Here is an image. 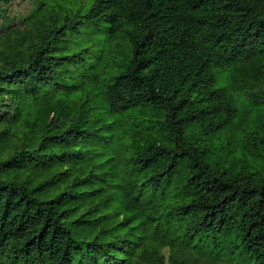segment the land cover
I'll list each match as a JSON object with an SVG mask.
<instances>
[{
    "label": "trees",
    "instance_id": "trees-1",
    "mask_svg": "<svg viewBox=\"0 0 264 264\" xmlns=\"http://www.w3.org/2000/svg\"><path fill=\"white\" fill-rule=\"evenodd\" d=\"M12 1L0 264H264V0Z\"/></svg>",
    "mask_w": 264,
    "mask_h": 264
},
{
    "label": "rangeland",
    "instance_id": "rangeland-1",
    "mask_svg": "<svg viewBox=\"0 0 264 264\" xmlns=\"http://www.w3.org/2000/svg\"><path fill=\"white\" fill-rule=\"evenodd\" d=\"M41 2L45 3V6H53V4L55 2L60 3L59 6H57L56 8H54L55 10H61L64 11L66 9H71V7L73 8H78L81 4H87L86 0H40ZM71 1L73 2V4L71 3ZM34 5V1L33 0H13L9 10L13 13H17L18 14V18L20 16H24L26 14H28L31 9L33 8ZM259 63H261V65H259ZM257 67H254V70L256 73H258L260 70H262L264 68V56L263 57H259L257 60ZM222 71H220L219 69L215 70V74H216V78L218 80V83L220 84H224V77L223 74L221 73ZM264 79V76L262 75L261 77H259V80L256 78L255 76V82L259 83V81H262ZM238 93V92H237ZM236 93V94H237ZM238 98V103L240 105V100H242V96L241 94H237ZM258 109H260V106L258 107ZM240 128L234 129L231 128L229 129L227 132H225V134L220 136V142L222 143V145H225L227 148L230 149V154L229 156H226V163H231V162H235L236 160L240 159V157H238V155H240V139L241 136L243 135V129H246L245 125H246V121L243 120L242 122L239 123ZM262 130H264V128H262ZM241 156V155H240ZM250 163H252L253 166H255L256 168H262L264 169V161H258V162H254L252 160H249ZM164 255L167 256V250H164Z\"/></svg>",
    "mask_w": 264,
    "mask_h": 264
}]
</instances>
